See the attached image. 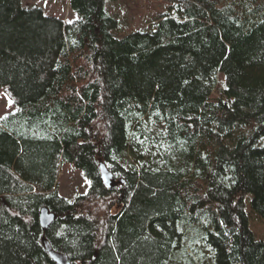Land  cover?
Listing matches in <instances>:
<instances>
[{
    "label": "trees",
    "instance_id": "16d2710c",
    "mask_svg": "<svg viewBox=\"0 0 264 264\" xmlns=\"http://www.w3.org/2000/svg\"><path fill=\"white\" fill-rule=\"evenodd\" d=\"M107 1L65 24L0 0V264H57L43 237L69 264H264V0H174L122 38ZM63 162L90 181L73 201Z\"/></svg>",
    "mask_w": 264,
    "mask_h": 264
},
{
    "label": "rangeland",
    "instance_id": "374dc122",
    "mask_svg": "<svg viewBox=\"0 0 264 264\" xmlns=\"http://www.w3.org/2000/svg\"><path fill=\"white\" fill-rule=\"evenodd\" d=\"M221 7H226L232 0H217ZM174 0H118L107 1V13L118 20V28L112 33L122 38L136 30H149L161 16L168 12V8L174 5ZM26 9L40 8L47 16L60 18L65 24L77 20L78 16L71 10L69 0H22ZM172 14L173 10L170 11ZM225 88V76L219 73L217 85L211 96L216 101L223 97ZM11 100V105H9ZM16 109L14 100L9 96L7 90L0 87V118ZM264 147V138L258 143ZM90 187V181L85 174L74 165L63 162L61 164L57 179L58 193L73 201L76 197L84 195ZM251 196L245 197V211L248 216V226L254 238L264 241V219L254 213L250 207ZM115 208L114 211H117Z\"/></svg>",
    "mask_w": 264,
    "mask_h": 264
},
{
    "label": "water",
    "instance_id": "95a60500",
    "mask_svg": "<svg viewBox=\"0 0 264 264\" xmlns=\"http://www.w3.org/2000/svg\"><path fill=\"white\" fill-rule=\"evenodd\" d=\"M101 179L103 183L110 189L114 188L118 184H123V180L116 181L113 177V174L106 168V166L100 162L99 164ZM57 215L54 212H51L48 207H43L39 211V223L43 232H46L50 225L54 223ZM42 244L45 251L51 257V259L57 264H69L68 257L65 254L54 251L48 240L43 237Z\"/></svg>",
    "mask_w": 264,
    "mask_h": 264
},
{
    "label": "snow or ice",
    "instance_id": "6c2138e0",
    "mask_svg": "<svg viewBox=\"0 0 264 264\" xmlns=\"http://www.w3.org/2000/svg\"><path fill=\"white\" fill-rule=\"evenodd\" d=\"M11 103H12L11 100H9V105H11Z\"/></svg>",
    "mask_w": 264,
    "mask_h": 264
}]
</instances>
